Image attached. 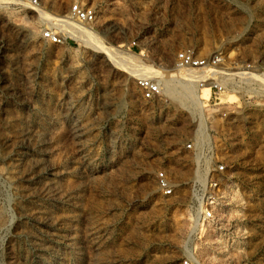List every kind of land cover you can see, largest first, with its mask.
Instances as JSON below:
<instances>
[{
  "label": "rangeland",
  "instance_id": "rangeland-1",
  "mask_svg": "<svg viewBox=\"0 0 264 264\" xmlns=\"http://www.w3.org/2000/svg\"><path fill=\"white\" fill-rule=\"evenodd\" d=\"M38 1L0 4V264H264V0ZM76 1L140 76L41 39L40 12L63 17ZM185 51L261 77L164 76L161 96L143 99L137 80L180 69ZM190 141L228 165L196 230ZM159 172L180 185L174 197Z\"/></svg>",
  "mask_w": 264,
  "mask_h": 264
},
{
  "label": "built area",
  "instance_id": "built-area-1",
  "mask_svg": "<svg viewBox=\"0 0 264 264\" xmlns=\"http://www.w3.org/2000/svg\"><path fill=\"white\" fill-rule=\"evenodd\" d=\"M38 0H30L31 6L39 7ZM63 18L70 24L87 26L96 22L97 13L94 8L84 5L80 1L74 2L64 14ZM41 39L49 45L64 46L76 42L72 28L58 29L51 23L46 28ZM220 63L217 57L198 59L192 51L181 52L177 57V66L183 70H203L213 68ZM246 79V78H244ZM137 86L142 92L143 99L153 101L161 96L162 88L156 81L148 78L137 80ZM215 88L220 92L222 89ZM186 149L194 154V177L189 181V215L193 230L208 225L214 218L217 206L226 192L228 165L224 160L214 158L213 154L204 152L203 146H196L194 141L186 143ZM156 186L161 195L166 198L174 197L180 188L179 184L169 179L164 172L156 176ZM182 264H196L193 258H187Z\"/></svg>",
  "mask_w": 264,
  "mask_h": 264
},
{
  "label": "bare ground",
  "instance_id": "bare-ground-1",
  "mask_svg": "<svg viewBox=\"0 0 264 264\" xmlns=\"http://www.w3.org/2000/svg\"><path fill=\"white\" fill-rule=\"evenodd\" d=\"M20 0H0L1 3H8V2H18ZM41 15H44L45 18L49 19V22L56 25L58 29H65V28H72L75 33V38L76 41L81 45V46H87V47H92L94 49H97L100 53L104 54L105 57L111 64L115 67L118 68L119 70H123L125 72H130L135 75H139L137 70V65L134 63H130L129 61L124 60L121 57L122 52H116L108 47H103L100 43L96 41L95 35L90 28L92 25H87V26H80V25H75V24H70L69 22H66L63 17H54V16H47L46 14H43L40 12ZM139 66V65H138ZM242 69H236L234 71L231 70H226L222 68L216 69L215 67L211 68H206L203 70L197 69L196 71L201 72V75H198L196 73H192L189 70H183V69H171V70H166L161 72V76L155 77L154 79L151 78L152 80H155L157 83L162 86L161 81L158 80L159 78H163L164 76L169 77H177V78H182V77H187V81H203L204 79L208 78V80H211L216 75L220 74H227L232 77H252L254 79L259 80L261 77L260 74L257 72H251V70L247 69L248 67H241ZM249 70V71H247ZM142 74V73H141ZM143 77L145 75H142ZM141 76V77H142ZM158 78V79H157ZM163 83V82H162ZM193 83V82H192ZM211 85V84H210ZM162 88V87H161ZM170 89V88H169ZM196 260V259H195Z\"/></svg>",
  "mask_w": 264,
  "mask_h": 264
}]
</instances>
